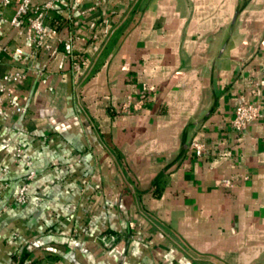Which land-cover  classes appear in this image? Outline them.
Segmentation results:
<instances>
[{
    "label": "crops",
    "instance_id": "0c3cea01",
    "mask_svg": "<svg viewBox=\"0 0 264 264\" xmlns=\"http://www.w3.org/2000/svg\"><path fill=\"white\" fill-rule=\"evenodd\" d=\"M16 10L0 1V264H264V0H66L35 55ZM242 101L262 111L238 131Z\"/></svg>",
    "mask_w": 264,
    "mask_h": 264
},
{
    "label": "built area",
    "instance_id": "2783aa9c",
    "mask_svg": "<svg viewBox=\"0 0 264 264\" xmlns=\"http://www.w3.org/2000/svg\"><path fill=\"white\" fill-rule=\"evenodd\" d=\"M5 6H8L14 2L17 3V10L12 22L17 23L22 18H28L31 29L34 33V49L33 54H37L44 46L47 38L46 20L50 15V12L57 6V4L66 0H45L42 3H33V0H0ZM21 72H10L4 76V80H19L22 78ZM134 101V97L128 95L127 102L124 104V109H128L131 103ZM12 104H15L13 100H10ZM142 101H138L135 107L138 109L141 107ZM20 111L21 107L16 106ZM262 105L260 103L254 104L248 101L240 102L234 112L233 128L238 131L245 130L251 123L258 120L261 116ZM192 148L196 151L197 155H202L206 149L205 144L199 140H194L191 143ZM16 161L24 162L27 172L24 180L19 187V190L15 196V203L18 205H24L28 201L29 186L30 183L38 176V171L34 168L33 161L26 155L24 148L19 147L16 150ZM223 187H233L234 182L231 179H223L221 181ZM119 236L113 232H105L94 237V241L100 244L105 250L110 251L118 243Z\"/></svg>",
    "mask_w": 264,
    "mask_h": 264
}]
</instances>
